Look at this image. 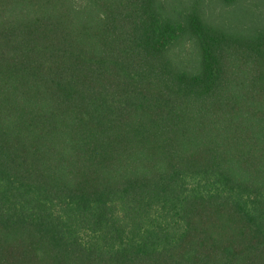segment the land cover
<instances>
[{"label": "trees", "instance_id": "1", "mask_svg": "<svg viewBox=\"0 0 264 264\" xmlns=\"http://www.w3.org/2000/svg\"><path fill=\"white\" fill-rule=\"evenodd\" d=\"M164 2L0 0V264H264V26Z\"/></svg>", "mask_w": 264, "mask_h": 264}, {"label": "rangeland", "instance_id": "2", "mask_svg": "<svg viewBox=\"0 0 264 264\" xmlns=\"http://www.w3.org/2000/svg\"><path fill=\"white\" fill-rule=\"evenodd\" d=\"M167 12L180 17L186 16L196 7L210 24L230 32L253 31L264 26V0H235L226 3L224 0H164ZM188 38H179L173 43L171 55L183 54L186 67L194 64L192 47Z\"/></svg>", "mask_w": 264, "mask_h": 264}]
</instances>
